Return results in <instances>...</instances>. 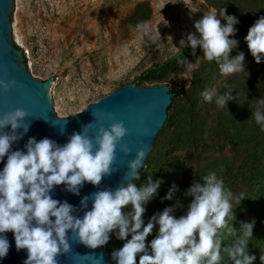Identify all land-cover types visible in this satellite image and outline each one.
Returning a JSON list of instances; mask_svg holds the SVG:
<instances>
[{
	"label": "rangeland",
	"instance_id": "obj_1",
	"mask_svg": "<svg viewBox=\"0 0 264 264\" xmlns=\"http://www.w3.org/2000/svg\"><path fill=\"white\" fill-rule=\"evenodd\" d=\"M222 8L239 20L235 37H230L239 41L238 49L230 55L244 52L245 71L223 76L215 61L202 58V50L187 58L194 65L191 73L180 65L162 69L180 50L179 41L195 32L194 22ZM260 16H264V1L17 0V46L28 56L35 79L56 81L58 117L75 115L124 84L139 85L136 79L148 71L162 72V78L141 85L183 87L192 92L198 108L194 122L189 118L182 123L190 103L177 97L172 125L158 143L150 169L136 182L140 187L150 175L153 181H164L145 205L143 219L147 224L154 213L177 199L184 205L175 213L179 217L191 201L184 192L208 172L217 171L227 188L245 196L239 205L233 202L232 226L239 230L242 221L255 220L248 245L250 254L256 256L254 264H261L264 254V131L251 115L264 101V61L255 62L244 37ZM142 22L150 26L148 35L135 31ZM213 88L220 94L232 91L235 99L222 109L214 101L205 102L201 93ZM173 183L179 191L172 200H162ZM122 211H131V205ZM157 231L158 226L146 244ZM124 243L113 234L110 256Z\"/></svg>",
	"mask_w": 264,
	"mask_h": 264
},
{
	"label": "clouds",
	"instance_id": "obj_2",
	"mask_svg": "<svg viewBox=\"0 0 264 264\" xmlns=\"http://www.w3.org/2000/svg\"><path fill=\"white\" fill-rule=\"evenodd\" d=\"M238 23L235 16L226 14L225 8L207 12L194 22L195 32L179 41L178 49L190 48L192 55L197 48L201 49L202 58L215 61L223 76L244 72V52L230 55L238 49L239 41L230 38L235 37ZM135 31L148 35L150 26L142 22ZM244 40L255 62L264 61V16L248 29ZM178 64L188 73L194 69L185 57L178 59ZM14 84L15 81L0 80V88L5 91ZM201 96L221 109L235 99L232 91L220 94L214 88L205 89ZM251 117L264 131V101ZM27 119L28 112L19 108L0 116V162L4 164L0 170V260L8 254L10 243L6 233L11 231L16 250H27L24 264H59L57 258L71 252L70 236L87 248L96 249L105 246L112 234L125 241L111 254L115 264H137V256L138 264H225L224 254L227 264H254L256 256L250 254L248 245L255 220L242 221L239 230L232 226L236 208L233 202L239 205L245 196H237L227 188L217 171L208 172L184 192L191 201L182 215H175L184 208L177 199L172 206L154 213L145 224V205L164 182L153 181L150 175L140 187L136 186L150 151L147 144L128 162L124 183L116 189L100 188L103 177L119 170L113 167L116 147L128 134L122 121L107 128L101 125L91 135L92 122L82 124L80 131L68 136L64 144L47 137L39 141L30 137L23 150H12V145L29 131ZM9 127L10 131H6ZM64 128L65 125L61 134ZM121 150L125 156L131 153L127 146ZM85 182L98 190L90 197H82L79 208L51 195L55 186L63 184L65 191L79 196ZM177 191L178 186L173 183L162 200H172ZM129 204L131 211H122ZM81 210L83 215H76ZM157 226L155 238L146 244V238ZM260 261L264 264V254Z\"/></svg>",
	"mask_w": 264,
	"mask_h": 264
},
{
	"label": "water",
	"instance_id": "obj_3",
	"mask_svg": "<svg viewBox=\"0 0 264 264\" xmlns=\"http://www.w3.org/2000/svg\"><path fill=\"white\" fill-rule=\"evenodd\" d=\"M0 80L15 81L8 91L0 88V116L19 108L28 112L27 123H30L29 131L12 145V150H23L30 137H35L37 141L47 137L64 144L68 136L79 132L81 125L89 122L93 125L90 135L101 125L107 128L114 122H123L128 134L117 145L113 163V167L119 170L103 177L100 188L116 189L124 183L123 176L127 171L128 162L145 144L149 146L150 151L146 155L145 168L141 170L140 178L150 169L158 143L172 123L167 128L162 127L166 121L172 120V107L177 103L176 98L172 101V88L166 85L135 86L127 83L87 104L75 115L58 117L54 103L56 81L49 84V81L35 79L28 56L17 46V0H0ZM108 115L110 119L105 118ZM64 125V132L61 134L60 130ZM6 131H10V127ZM122 146L130 148L131 153L125 156L121 150ZM3 166V162H0V170ZM64 187L63 184L55 186L52 197L61 202L66 200L77 208L82 197H90L98 190L91 183L85 182L80 195L76 196L65 191ZM90 207L91 199L89 209ZM83 211H78L76 215L82 216ZM6 236L10 248L7 256L0 260V264H24L27 250H16L11 231L7 232ZM112 236L113 234L105 246L96 249L87 248L76 241L75 237L70 236L71 252L59 256V264H115L109 254Z\"/></svg>",
	"mask_w": 264,
	"mask_h": 264
},
{
	"label": "trees",
	"instance_id": "obj_4",
	"mask_svg": "<svg viewBox=\"0 0 264 264\" xmlns=\"http://www.w3.org/2000/svg\"><path fill=\"white\" fill-rule=\"evenodd\" d=\"M255 3L258 2H262L264 0H253ZM15 46V44H14ZM201 49L197 48L196 50V54L192 55V51L190 48H184V49H180L173 57H171L168 61H166L163 65H162V69L164 68H175L177 67L178 64V59H182L183 57L187 58H193L195 57L198 52ZM157 71H148L146 74L141 75L139 78L136 79V83H138L139 85L144 84L146 81L149 80H159L162 78V72L159 73H155ZM172 92V101L177 98V97H181L184 100H186L187 102L190 103V107H189V112L188 114H186V116L183 118L182 123H184L187 119L190 118V123L192 124L195 120L196 117V113L198 111V108L196 107L195 103H194V99H192L191 97V93L190 90H187L185 88H172L171 89ZM170 108V106L168 107V109ZM172 120H168L165 122L164 126L162 127V129L167 128L171 125ZM161 129V130H162ZM225 132H228V130H225ZM131 236L128 237V239H130Z\"/></svg>",
	"mask_w": 264,
	"mask_h": 264
}]
</instances>
